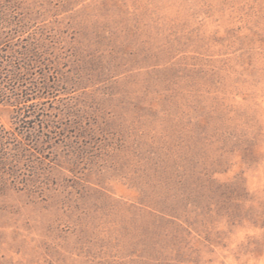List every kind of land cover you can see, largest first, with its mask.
I'll list each match as a JSON object with an SVG mask.
<instances>
[{"label": "rangeland", "instance_id": "374dc122", "mask_svg": "<svg viewBox=\"0 0 264 264\" xmlns=\"http://www.w3.org/2000/svg\"><path fill=\"white\" fill-rule=\"evenodd\" d=\"M0 264H264V0H0Z\"/></svg>", "mask_w": 264, "mask_h": 264}]
</instances>
